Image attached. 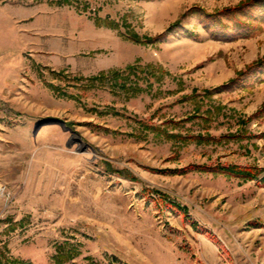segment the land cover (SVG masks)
<instances>
[{
    "label": "rangeland",
    "instance_id": "374dc122",
    "mask_svg": "<svg viewBox=\"0 0 264 264\" xmlns=\"http://www.w3.org/2000/svg\"><path fill=\"white\" fill-rule=\"evenodd\" d=\"M75 1L0 0V248L33 264L65 241L75 264H264V63L248 70L262 3Z\"/></svg>",
    "mask_w": 264,
    "mask_h": 264
},
{
    "label": "trees",
    "instance_id": "16d2710c",
    "mask_svg": "<svg viewBox=\"0 0 264 264\" xmlns=\"http://www.w3.org/2000/svg\"><path fill=\"white\" fill-rule=\"evenodd\" d=\"M59 2V4L64 3V2H68V3H72L75 0H56ZM257 3H262V5L264 6V0H256ZM75 3H77V1H75ZM80 3L78 2V5ZM239 8V7H238ZM96 22L98 24L102 23V19L100 17H96ZM110 27L114 28L117 27V23L115 21H107L106 22ZM134 39H136L137 41L140 40V38H135V36H132ZM264 63V60H260L256 63H254L253 65L250 66V68L248 70H253V69H258L260 68ZM123 70H118V69H114V70H110V71H103L102 73H100L99 76H95L93 79H98V78H106V79H110V80H115V82L118 81L119 78H121V73ZM129 71L131 73H135L136 72V67L135 66H130L129 67ZM113 83V81H112ZM114 85H116L115 83H113ZM126 83H123L122 86H125ZM203 169H205L204 167H202ZM215 171H220L223 173H227L229 175H234V176H238V177H245V178H250V179H254L259 177L261 170L259 168L256 167H252V166H239V165H231V166H216L213 168ZM119 173L125 174V172L123 170H117ZM264 180V176L262 178ZM161 194V197L169 200V197L166 194H162L161 192H159ZM173 206L177 207L178 209H180L181 211H184L185 213H187V207L186 206H182L180 203L173 201V200H169ZM79 250L77 248V246L71 244L69 241H65L63 243L57 244V248H56V254L54 255V260L56 262V264H75V262H73L74 258L79 255ZM0 264H33L32 261L30 260H25V259H20L17 257H13L10 256L6 253V251L2 248H0Z\"/></svg>",
    "mask_w": 264,
    "mask_h": 264
},
{
    "label": "water",
    "instance_id": "95a60500",
    "mask_svg": "<svg viewBox=\"0 0 264 264\" xmlns=\"http://www.w3.org/2000/svg\"><path fill=\"white\" fill-rule=\"evenodd\" d=\"M42 123H59L61 124L66 130H70L75 134L76 139L79 141V143L82 146V150H85L89 147L90 144L85 143L84 140L81 138V136L78 134L77 131H74V129L65 123L64 120L58 119V118H47L42 121Z\"/></svg>",
    "mask_w": 264,
    "mask_h": 264
},
{
    "label": "built area",
    "instance_id": "2783aa9c",
    "mask_svg": "<svg viewBox=\"0 0 264 264\" xmlns=\"http://www.w3.org/2000/svg\"><path fill=\"white\" fill-rule=\"evenodd\" d=\"M3 191V188H2V186H0V193Z\"/></svg>",
    "mask_w": 264,
    "mask_h": 264
}]
</instances>
